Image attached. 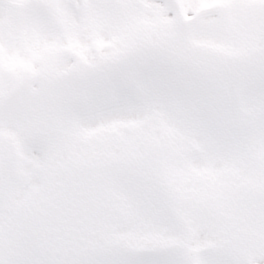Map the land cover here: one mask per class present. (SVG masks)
I'll return each instance as SVG.
<instances>
[{
    "label": "snow or ice",
    "instance_id": "snow-or-ice-1",
    "mask_svg": "<svg viewBox=\"0 0 264 264\" xmlns=\"http://www.w3.org/2000/svg\"><path fill=\"white\" fill-rule=\"evenodd\" d=\"M0 264H264V0H0Z\"/></svg>",
    "mask_w": 264,
    "mask_h": 264
}]
</instances>
